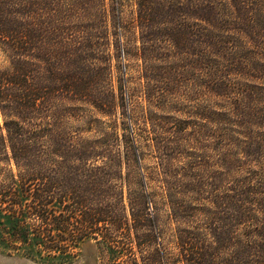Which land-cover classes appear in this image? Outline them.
<instances>
[{
	"label": "rangeland",
	"instance_id": "obj_1",
	"mask_svg": "<svg viewBox=\"0 0 264 264\" xmlns=\"http://www.w3.org/2000/svg\"><path fill=\"white\" fill-rule=\"evenodd\" d=\"M252 1L248 0L249 3ZM127 3L126 0H117L118 12L116 0H19L23 11L19 22L22 25V46L28 45L32 54L39 55L42 43L47 39L49 44L53 42L50 44L52 56L64 60L71 55L76 65L70 69H76L79 61L78 68L85 69L83 75H86L84 80L88 90H85L83 105L75 107L80 114L74 115L78 119L65 120L66 111L55 103L51 115L62 121L58 128H81L89 143L99 140L102 149L108 151L106 163L112 166L105 167V170L111 180L108 194L111 209L106 215L107 225L93 222L92 217H98L94 204L97 197L93 194L87 196L79 188L73 192L71 188L70 180L84 181V178L77 177L82 168L76 163L74 166L80 169H62L58 161L47 166L38 165L36 171L48 175L46 179L50 184L54 242L71 247V256L62 261L53 260L50 258L53 255L46 251L34 253L19 245L14 247L5 238L0 244V264H181L175 226L168 218L167 205L159 188V154L153 145L154 136L168 138L174 135L177 138L179 134L176 132L180 133L183 152L191 157L181 156L179 150L168 151L167 154L180 161L173 162V169L178 170L181 166L188 169L183 163L188 158L200 164L196 175L213 183L214 195L221 193L226 185L225 163L231 140L228 138L229 125L217 121L212 114L215 100L206 88L208 62L202 60L197 65L193 62L197 51L198 54L202 51L198 49H204L202 40L210 38L206 34L201 40L204 33L200 27L210 31L212 24L206 17L205 23L196 20L191 9L197 5L196 0H160L163 6L161 15L164 14L161 23L171 21L173 30L180 32L177 47L171 51L177 60H171L166 67L165 62L160 63L161 73L166 75L165 82L148 83L154 86V91L155 87H161L162 97L170 92L171 97L166 96L168 103L164 101L166 98L158 100L153 91H145L149 100L146 102L142 80L144 61L138 55L143 44L147 48L145 38L149 33L140 30L134 21V8ZM252 5L257 8L258 16H240L239 27L246 32L241 38L244 44L250 43L256 33L253 44L259 45L258 52L249 53V59L259 61V64L236 81L230 79L237 88L236 93H243L245 85L261 86L253 87L247 105L252 119H255L264 116V59L260 58L264 55V0H255ZM149 39L152 50L162 58L168 55L165 42L163 45L160 42L161 46L157 44L155 31L151 32ZM3 50L0 47V71L10 68L11 59ZM166 71L170 73L167 75ZM157 73L158 70L151 72L150 77ZM150 100L157 102L151 103ZM251 122L253 139L255 142L260 139L262 151L252 160L250 167L264 176V120L262 124L255 120ZM177 144L178 141L171 147H179ZM10 170L16 174L13 165L3 161L2 156L0 171L8 173ZM42 183L39 182L40 187L46 185ZM74 193L79 198L76 206L70 204V195ZM79 201L82 204L78 206ZM87 215H90V221L84 219ZM117 219L127 224L121 232L110 226ZM134 219L138 221V237L133 229ZM101 234L105 237L102 238ZM79 236L82 238L76 240ZM99 237L100 242H97ZM161 255L165 256V261Z\"/></svg>",
	"mask_w": 264,
	"mask_h": 264
},
{
	"label": "trees",
	"instance_id": "obj_2",
	"mask_svg": "<svg viewBox=\"0 0 264 264\" xmlns=\"http://www.w3.org/2000/svg\"><path fill=\"white\" fill-rule=\"evenodd\" d=\"M254 1L196 0L197 5L191 8L197 21L205 23L206 17L212 24L210 31L200 27L204 33L201 40L206 34L210 38L202 40L204 49H198L202 51L199 54L197 51L193 62L196 65L202 60L208 62L206 77L209 82L206 88L215 100L212 114L230 129L224 175L227 182L223 191L214 195L213 183L196 175L200 164L193 160L191 162L187 158L183 161L188 169L183 166L173 169V162L180 161L167 154L168 151L179 150L181 156L191 157L183 152L180 133L176 132L178 139L174 135L168 138L154 136L153 145L159 154V188L167 205L168 218L175 226L181 264H264V176L250 167L252 160L262 151L260 139L257 142L253 139L251 121L262 124L264 116L252 119L247 108L253 87L261 86L245 85L243 93H236L237 88L231 80L247 75V71L254 70L259 64V61L249 59V53L258 52L259 45L253 44L256 33L250 43L244 44L241 38L246 36V32L239 27L242 22L240 16H258L257 8L252 5ZM126 2L133 6L134 21L140 30L149 33L145 38L147 48L143 44L138 55L144 61L145 101H149L145 91H153L158 100L166 98L167 94L171 97L170 92L162 97L161 87H155L154 91V86L148 83L165 82L166 75L161 73L160 63L165 62L166 67L171 60H177L171 51L177 47L180 32L173 30L171 21L161 23L164 14L161 15L163 6L160 0ZM116 9L119 12L117 0ZM177 9L180 10V6ZM20 12L23 11L19 0H0V47L11 59L10 68L0 71V161L3 156V161L12 164L16 170V174L11 170L8 173L0 171V244L7 239L14 247L19 245L34 253L46 251L53 255L51 259L62 261L71 256L72 248L54 242L50 184L46 179L48 175L36 171L38 165L47 166L58 161L62 169L78 168L74 163L81 167L77 177L84 178V181L70 180L72 191L79 188L85 195L97 197L94 204L98 217H92L93 222L107 225L106 215L111 209L108 195L111 180L105 169L112 164L108 166L106 163L108 151L102 149V142L89 143L83 129L58 128L62 121L51 115V107L55 103L66 111L65 120L78 119L75 116L79 111L75 107L83 105L85 90H88L84 80L86 75H83L85 69L78 68L80 61L76 69H70L76 65L71 55L64 60L52 56L50 44L53 42L49 44L47 39L42 43L39 55L32 54L28 45L22 46ZM152 31H155L157 44L161 46L165 42L168 47L165 48L168 55L162 53L163 58L150 48ZM161 50L163 52V48ZM262 57L264 59V55ZM156 70L158 73L150 77ZM169 73L166 71L167 75ZM164 101L168 103V98ZM177 141L179 147L172 148L171 145ZM40 181L46 185L40 187ZM114 196L117 197L116 194ZM70 197V204L76 206L78 196L74 193ZM80 204L79 201L78 206ZM88 218L90 221V215L84 219ZM137 222V219L133 220L136 237ZM124 225L120 219L110 223L116 232L124 230ZM101 237L105 236L101 234ZM80 238L82 236L75 239ZM161 258L165 261L164 255Z\"/></svg>",
	"mask_w": 264,
	"mask_h": 264
}]
</instances>
